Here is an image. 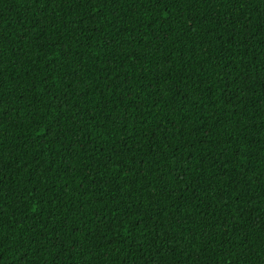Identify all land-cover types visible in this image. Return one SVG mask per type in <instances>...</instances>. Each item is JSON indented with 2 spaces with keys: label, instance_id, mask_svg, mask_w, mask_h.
Segmentation results:
<instances>
[{
  "label": "trees",
  "instance_id": "1",
  "mask_svg": "<svg viewBox=\"0 0 264 264\" xmlns=\"http://www.w3.org/2000/svg\"><path fill=\"white\" fill-rule=\"evenodd\" d=\"M0 264H264V0H0Z\"/></svg>",
  "mask_w": 264,
  "mask_h": 264
}]
</instances>
